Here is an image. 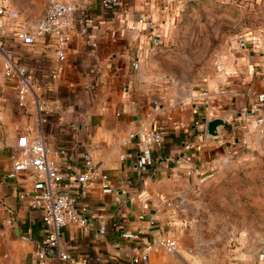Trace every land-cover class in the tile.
I'll return each instance as SVG.
<instances>
[{
    "label": "crops",
    "instance_id": "0c3cea01",
    "mask_svg": "<svg viewBox=\"0 0 264 264\" xmlns=\"http://www.w3.org/2000/svg\"><path fill=\"white\" fill-rule=\"evenodd\" d=\"M63 1L75 6L74 28L56 79L52 38L24 45L8 33L4 43L46 99L41 117L33 96L18 105L0 51V264H36L44 239L41 212L31 206L34 175L6 177L25 132L42 135L59 151L63 188L88 206V227L61 229L62 247L75 264H264L263 212L252 226L246 209L233 208L248 183L251 142L264 129V101L258 100L264 54L255 60L252 51L250 57L241 52L230 66L223 52L206 73L192 77L177 60L193 15L188 0H120L109 10L101 0ZM13 6L23 20L36 22L48 3L16 0ZM217 118L223 124L214 135L208 123ZM143 126L164 139L151 163L140 167L130 135ZM85 153L108 174L110 191L100 180L77 181ZM167 239H176L177 253L164 249ZM147 245L153 247L148 259L134 261Z\"/></svg>",
    "mask_w": 264,
    "mask_h": 264
},
{
    "label": "built area",
    "instance_id": "2783aa9c",
    "mask_svg": "<svg viewBox=\"0 0 264 264\" xmlns=\"http://www.w3.org/2000/svg\"><path fill=\"white\" fill-rule=\"evenodd\" d=\"M119 3L120 0H101V5L106 10L112 9ZM74 11L75 6L72 3L49 0L44 15L36 22H29L23 20L21 13L10 4L0 5V51L4 55V76L15 84L18 105L25 106L28 97L33 96L40 117L41 113L47 110L46 99L33 88V78L28 69L11 57L5 49V39L8 33H13L24 45H32L39 37L52 38L56 65L51 78L56 79L64 69L66 46L70 41V31L74 28ZM81 21L82 26L79 32L85 34L88 25L84 18H81ZM139 21L143 23L146 19ZM258 100L264 101V96H259ZM258 108L259 106L255 104L254 109ZM263 122L264 116L259 119V123ZM261 133L264 134V129ZM130 137L135 139L140 167L151 163L153 148L164 139L160 130L147 126L132 133ZM16 147L11 155L12 164L6 177L16 178L26 172L34 175L35 181L30 193L31 206L41 212L44 223V239L35 253L36 264H75L69 251L62 247L61 229L69 224L88 227V206L77 204L70 192L63 188V175L58 168L57 159L60 155L59 151L51 149L42 135L25 132L18 136ZM83 159L85 171L77 177V181L82 185H91L100 180L103 188L110 191L108 174L101 170L93 156L85 153ZM162 246L167 252H178L176 239L164 240ZM152 248L151 245H147L142 254L134 258V261H146L148 252Z\"/></svg>",
    "mask_w": 264,
    "mask_h": 264
},
{
    "label": "rangeland",
    "instance_id": "374dc122",
    "mask_svg": "<svg viewBox=\"0 0 264 264\" xmlns=\"http://www.w3.org/2000/svg\"><path fill=\"white\" fill-rule=\"evenodd\" d=\"M16 0H0L12 5ZM32 5L41 0H18ZM45 1V0H43ZM192 16L184 28L178 65H184L186 74L197 77L206 73L223 52L234 66L240 53H254L260 60L264 54V0H188ZM48 3V0H47ZM249 143V142H248ZM253 153L248 156L247 186L237 192L241 200H234L233 208L248 211L250 225L256 226L264 215V135L252 140ZM246 192V193H245ZM246 196V199H245ZM236 216V215H235ZM240 216H238L239 218ZM264 218V217H263Z\"/></svg>",
    "mask_w": 264,
    "mask_h": 264
},
{
    "label": "water",
    "instance_id": "95a60500",
    "mask_svg": "<svg viewBox=\"0 0 264 264\" xmlns=\"http://www.w3.org/2000/svg\"><path fill=\"white\" fill-rule=\"evenodd\" d=\"M223 124V121L219 118L217 119H214L212 121H209L208 123V130L210 131L211 134H214L215 135V132H216V128Z\"/></svg>",
    "mask_w": 264,
    "mask_h": 264
}]
</instances>
